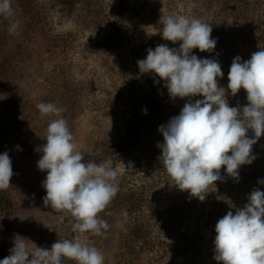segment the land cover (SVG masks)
Here are the masks:
<instances>
[{
  "label": "rangeland",
  "instance_id": "1",
  "mask_svg": "<svg viewBox=\"0 0 264 264\" xmlns=\"http://www.w3.org/2000/svg\"><path fill=\"white\" fill-rule=\"evenodd\" d=\"M33 2L37 24L11 0V19L19 22L12 34L9 18L0 15V154H9L13 171L10 186L0 190V234L12 247L16 238L28 239L30 250L35 245L50 249L48 237L54 232L74 238L71 215L43 202L42 182L47 172L37 166L43 155L38 149L46 143L47 127L55 117L41 118L36 105L54 103L63 109L61 115L85 163L113 167L120 179L125 177L150 139L142 127L147 121L135 128L124 123L123 110L132 99V86L127 73L120 71L122 50L155 41L162 16L186 17L196 7L193 0H86V5L79 0ZM234 23L230 14L220 21V27ZM180 43L162 40L160 45L178 49ZM221 48L225 53L220 58L231 61V66L234 58L227 55L225 46ZM229 70L217 78L226 92ZM146 84V94L142 91L149 107L158 104V108H148L146 116L173 118L151 75ZM155 94L159 98L153 102ZM164 188L157 204L160 210L173 198V192ZM114 243L103 248L104 264H138L128 248H117ZM62 264L76 262L65 258Z\"/></svg>",
  "mask_w": 264,
  "mask_h": 264
},
{
  "label": "clouds",
  "instance_id": "2",
  "mask_svg": "<svg viewBox=\"0 0 264 264\" xmlns=\"http://www.w3.org/2000/svg\"><path fill=\"white\" fill-rule=\"evenodd\" d=\"M0 15L9 18V34L14 33L19 22L11 19V0H0ZM159 24L164 40L181 43L178 49L167 44L148 49L146 58L137 61L140 72L163 80L172 98L203 97L186 103L179 115L160 126V158L170 183L203 201L208 188L221 179L222 166L228 176L238 179L240 166L255 159L252 147L264 134V50L243 62L239 56L233 59L227 89L232 96L244 89L248 104L230 107L226 90L218 86L217 78L224 75L219 62L192 54L193 49H215L217 41L211 38L210 24L185 16H162ZM36 107L41 118L55 117L47 127L46 143L38 149L43 155L37 166L47 172L42 182L44 205L68 212L74 233L105 235L109 225L98 214L119 190L118 171L84 162L61 115L63 109L43 102ZM143 111L146 114V109ZM249 130L253 138L248 137ZM12 176V161L4 152L0 154V190L10 186ZM258 183L264 184V180ZM247 199L243 208L235 214L229 211L215 225L214 259L218 264H264V191L255 189ZM26 240L16 238L11 254L0 264H62L65 258L76 264H104V255L79 238L58 240L50 249L33 243L31 250Z\"/></svg>",
  "mask_w": 264,
  "mask_h": 264
},
{
  "label": "trees",
  "instance_id": "3",
  "mask_svg": "<svg viewBox=\"0 0 264 264\" xmlns=\"http://www.w3.org/2000/svg\"><path fill=\"white\" fill-rule=\"evenodd\" d=\"M79 1L87 4L86 0ZM193 1L196 7L186 17L210 24L211 38L217 43L211 52L193 49L192 54L201 59L217 60L223 72L230 69L231 61H227L224 56L220 58V55L225 53L221 47L225 46L227 55L232 58L241 57L242 62L250 59L252 53L264 50V0ZM15 2L20 11L37 24L39 20L33 0ZM230 14L235 23L220 27V21ZM161 27H157L155 41L122 50L124 61L120 70L127 73L126 80L132 86L129 91L132 99L123 110L124 123L135 128L142 120L147 121L148 125L142 123V127L146 129V137L150 140L148 144H144L145 147L140 151L138 158L134 159L129 173L121 179L118 177L119 190L116 196L105 210L98 214L109 225L105 230L106 234L101 236L86 233L81 236L72 233V236H80V239H85L89 246L95 247L102 254L103 248L113 240L117 248H128L136 256L138 264H218L214 259L216 223L229 211L235 214L237 209L243 208L253 190L264 191V184L258 183L264 180V134L252 147L251 154L255 156L253 162L240 166L238 179L228 176L222 166L219 170L221 179L208 188L203 201L192 196L189 191L180 190L170 183V177L160 158L161 149L158 147V144L163 143L159 128L161 125H167L170 120L146 116L148 108H158L154 100L159 98L158 94L152 96L154 103L149 107L144 90L147 87L148 75H151L160 88L163 101L173 117L179 115L186 103H194L203 97L172 98L163 80L152 73L140 72L137 61L145 59L147 50H154L164 40L160 34ZM231 37L234 41L229 42ZM147 97L150 98V95L147 94ZM226 98L230 107H243L248 104L247 93L242 88L235 96L231 95L230 90L227 91ZM145 109L146 114L143 111ZM247 135L249 138L254 137L252 130H249ZM164 186L173 192V198L165 209L160 210L157 204L165 190ZM60 234L54 232L49 235L51 245L63 237L65 239V236ZM12 248V242L0 234V260L9 256Z\"/></svg>",
  "mask_w": 264,
  "mask_h": 264
}]
</instances>
